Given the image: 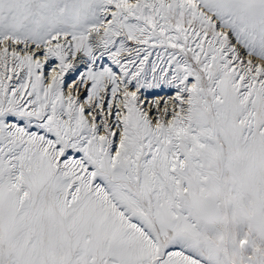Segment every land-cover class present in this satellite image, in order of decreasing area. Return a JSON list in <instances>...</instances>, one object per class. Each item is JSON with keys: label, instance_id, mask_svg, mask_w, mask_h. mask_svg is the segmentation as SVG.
Listing matches in <instances>:
<instances>
[{"label": "snow or ice", "instance_id": "snow-or-ice-1", "mask_svg": "<svg viewBox=\"0 0 264 264\" xmlns=\"http://www.w3.org/2000/svg\"><path fill=\"white\" fill-rule=\"evenodd\" d=\"M0 264H264V0H0Z\"/></svg>", "mask_w": 264, "mask_h": 264}]
</instances>
